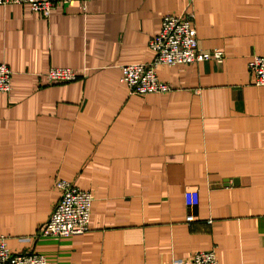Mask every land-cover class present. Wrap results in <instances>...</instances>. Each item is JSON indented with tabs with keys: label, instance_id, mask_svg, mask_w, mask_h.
<instances>
[{
	"label": "crops",
	"instance_id": "crops-1",
	"mask_svg": "<svg viewBox=\"0 0 264 264\" xmlns=\"http://www.w3.org/2000/svg\"><path fill=\"white\" fill-rule=\"evenodd\" d=\"M195 12L201 46L224 57L162 65L168 93L131 94L123 65L148 63L166 15ZM43 17L0 5V234L49 264H173L215 249L219 264H264V0H91ZM50 67L76 81L51 84ZM69 180L93 196L89 230L43 237ZM188 188L199 205L185 204Z\"/></svg>",
	"mask_w": 264,
	"mask_h": 264
},
{
	"label": "built area",
	"instance_id": "built-area-1",
	"mask_svg": "<svg viewBox=\"0 0 264 264\" xmlns=\"http://www.w3.org/2000/svg\"><path fill=\"white\" fill-rule=\"evenodd\" d=\"M80 2L85 9L91 0H0V5L29 4L31 9L43 17H50L51 11L58 5ZM154 57L148 63L123 65L121 82L127 84L130 93L146 95L168 93L176 89L175 85L158 79L157 68L162 65L195 64L204 60H221L224 51L201 46L198 30L195 26V12L190 5L180 14L172 13L164 17L160 33L149 42ZM249 71L254 85L264 86V56L255 54L249 61ZM13 70L5 63H0V93L12 90ZM47 79L51 84H64L76 81L79 75L74 69L50 67ZM56 187L62 195L55 204L50 217L39 230L43 237H68L82 235L89 230L93 196L90 190L80 189L69 180L57 179ZM197 189L188 188L185 192V204L191 210L186 221L192 222V210L200 203ZM0 264H49L48 259L36 252L13 254L8 248L6 237L0 234ZM173 264H219L215 249L194 252L190 259H175Z\"/></svg>",
	"mask_w": 264,
	"mask_h": 264
}]
</instances>
